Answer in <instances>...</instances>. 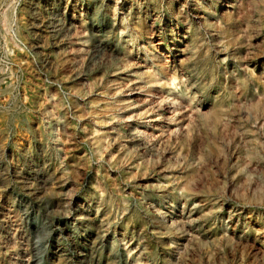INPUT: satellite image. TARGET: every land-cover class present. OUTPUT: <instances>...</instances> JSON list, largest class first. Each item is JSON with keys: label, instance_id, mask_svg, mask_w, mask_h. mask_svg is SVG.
Masks as SVG:
<instances>
[{"label": "rangeland", "instance_id": "obj_1", "mask_svg": "<svg viewBox=\"0 0 264 264\" xmlns=\"http://www.w3.org/2000/svg\"><path fill=\"white\" fill-rule=\"evenodd\" d=\"M259 89L264 0H0V264H264Z\"/></svg>", "mask_w": 264, "mask_h": 264}, {"label": "bare ground", "instance_id": "obj_2", "mask_svg": "<svg viewBox=\"0 0 264 264\" xmlns=\"http://www.w3.org/2000/svg\"><path fill=\"white\" fill-rule=\"evenodd\" d=\"M259 94L262 96L264 94V90L259 89ZM262 99V98H261Z\"/></svg>", "mask_w": 264, "mask_h": 264}]
</instances>
